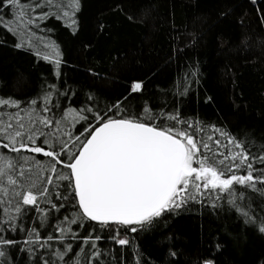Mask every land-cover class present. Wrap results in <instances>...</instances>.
Masks as SVG:
<instances>
[{"label": "trees", "instance_id": "16d2710c", "mask_svg": "<svg viewBox=\"0 0 264 264\" xmlns=\"http://www.w3.org/2000/svg\"><path fill=\"white\" fill-rule=\"evenodd\" d=\"M70 5L66 0L61 14L68 11L75 25L69 18L49 17L36 30L42 41L33 37L32 47L17 48L19 38L0 28V98L26 105L55 85L67 94L57 97L62 106L90 103L106 111L123 101L119 115L143 118L147 104L152 115L178 112L208 135L215 126L258 154L264 146V0H79L78 10ZM49 44L58 48L59 76L56 65L42 58H55ZM133 82H143V89L129 95ZM75 131H81L79 125ZM235 187L244 194L237 204L250 205L257 221L264 217V193ZM55 215L60 214L50 216L49 224H56ZM36 217L29 212L17 221L23 231L5 230V238L17 244L0 246L6 252L0 264H38L45 255L24 243L30 228L37 227L41 237L52 231L47 224L39 227ZM93 225L99 228L91 222L77 229L79 236H87ZM113 227L130 244L103 241L110 264H264V232L246 223L219 191L137 225V232ZM80 245L74 242V248Z\"/></svg>", "mask_w": 264, "mask_h": 264}, {"label": "snow or ice", "instance_id": "6c2138e0", "mask_svg": "<svg viewBox=\"0 0 264 264\" xmlns=\"http://www.w3.org/2000/svg\"><path fill=\"white\" fill-rule=\"evenodd\" d=\"M65 2L0 0V28L19 38L17 48L32 47L33 37L43 39L36 31L40 22L53 16L71 19L68 11L61 14ZM70 6L78 10L79 0H71ZM74 25L71 19L70 26ZM45 47L53 49L55 58L52 54L42 58L56 65L59 76L58 48ZM55 89L52 85L39 101L32 99L26 105L0 98V148L7 150L0 151V246L16 245V240L5 238V230L23 231L17 221L35 212L39 227L47 224L52 229L44 237L37 227L28 229L24 243L45 250L38 264H110V251L100 244L105 240L121 247L130 244L114 225L137 232V225L143 227L216 191L226 193L245 222L264 232V217L257 221L250 205L237 204L244 194H237L235 187L264 193V187L257 189L258 184L264 186V146L258 154L251 153L243 142L215 126L210 130L214 135H208L203 127L182 120L178 112L152 115L147 104L143 118L119 115L123 101L106 111L90 103L80 108L62 106L57 97L67 99V94ZM142 89L143 82H133L129 95ZM78 125L81 131L76 132ZM54 214H60L54 216L57 222L49 224ZM91 222L99 228L93 225L87 236H79L77 229ZM99 230H106L105 234L93 235ZM5 256L0 247V257Z\"/></svg>", "mask_w": 264, "mask_h": 264}]
</instances>
